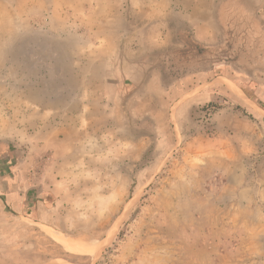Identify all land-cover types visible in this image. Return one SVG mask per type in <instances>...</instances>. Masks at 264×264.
Listing matches in <instances>:
<instances>
[{"label":"rangeland","instance_id":"374dc122","mask_svg":"<svg viewBox=\"0 0 264 264\" xmlns=\"http://www.w3.org/2000/svg\"><path fill=\"white\" fill-rule=\"evenodd\" d=\"M209 3L202 42L129 0H0V131L22 172L52 150L0 199V264H264V0Z\"/></svg>","mask_w":264,"mask_h":264},{"label":"crops","instance_id":"0c3cea01","mask_svg":"<svg viewBox=\"0 0 264 264\" xmlns=\"http://www.w3.org/2000/svg\"><path fill=\"white\" fill-rule=\"evenodd\" d=\"M133 5L137 7V10L140 11L142 14H149L153 18L151 21V24L154 25V28L151 29V32L153 34L156 33H162L165 30H161V24L159 21L161 19H164L167 15V13H174V14H182L183 12L186 13L188 16L187 20L188 23L191 24L192 32L194 34V37L198 41H205L208 42L209 37L211 35L209 31V18L212 19L211 13L208 14V12H211V0H205L207 3L205 5L200 6L198 1L200 0H129ZM153 2V8H149L148 2ZM209 1V2H208ZM199 9L200 11L205 12V15L201 14L199 16ZM203 9V10H202ZM135 10V9H134ZM207 12V14H206ZM167 39V37L165 36ZM171 39V38H169ZM46 56V54H45ZM15 60L17 58H14ZM47 64V59H46ZM49 76V75H47ZM64 77V76H63ZM71 77L76 78L75 74L72 73ZM65 81L67 82V88H56V89H49L47 86L45 89L40 90L44 91L43 99L45 101L44 104L41 105L42 109H45L46 111H52L55 107H60V110L62 112L66 111H72L71 104H69V101L67 102V98L70 97L72 93H70L69 89V74L64 77ZM4 82V81H3ZM2 80H1V87H2ZM13 86H15V89H20L19 81L12 80ZM5 87V85H3ZM29 90H32V85H28ZM37 90V88H34ZM6 88L2 91L0 89V95H4L6 92ZM32 100L36 101L37 97L35 95V92L30 91ZM73 90V94H74ZM80 93V92H79ZM78 93V94H79ZM72 94V95H73ZM77 95V94H76ZM60 97L61 99L54 101V98ZM51 99V100H49ZM65 100V101H64ZM56 105V106H55ZM79 111V107H78ZM3 132L0 131V199L3 203V206L12 204L11 207L13 210H21L22 200L21 196L24 197L25 193L22 195V183L21 180L23 177L27 180L28 188L25 191H32V189L35 188L36 194L38 192H43L42 188L40 191L37 189L39 177H43L44 170L41 171L40 165L44 162H50L52 160L51 153L52 150L48 148H42L40 149L41 154L38 155V152H35V158L31 160L30 158V164L28 168H25L24 172H22V162L21 157L17 154V148L15 144H12L10 140L5 138V134H2ZM37 140V139H36ZM43 140V139H42ZM44 149V150H43ZM45 152V153H44ZM40 157V160L38 159ZM40 161V162H39ZM46 167V166H45ZM44 193V192H43ZM33 200L31 199V203L28 206L29 209H33L31 211V214L29 216L30 220H38V204L40 203L42 206L41 208L44 210H48L49 208H52V205H48L47 197H42L38 200V195L34 196ZM22 201V202H21ZM7 207V206H6ZM5 207V208H6ZM23 216V215H22Z\"/></svg>","mask_w":264,"mask_h":264},{"label":"bare ground","instance_id":"6f19581e","mask_svg":"<svg viewBox=\"0 0 264 264\" xmlns=\"http://www.w3.org/2000/svg\"><path fill=\"white\" fill-rule=\"evenodd\" d=\"M62 242L67 243L69 246H71V247L73 248L72 244H71L69 241H67V240H63V239H62ZM75 244H76V243H75Z\"/></svg>","mask_w":264,"mask_h":264}]
</instances>
